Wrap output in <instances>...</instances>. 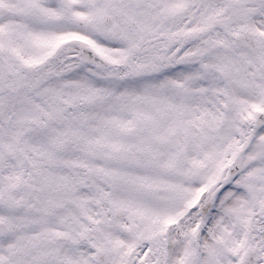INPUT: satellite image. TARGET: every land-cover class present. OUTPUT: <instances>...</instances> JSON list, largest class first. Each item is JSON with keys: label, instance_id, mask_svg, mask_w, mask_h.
<instances>
[{"label": "snow or ice", "instance_id": "6c2138e0", "mask_svg": "<svg viewBox=\"0 0 264 264\" xmlns=\"http://www.w3.org/2000/svg\"><path fill=\"white\" fill-rule=\"evenodd\" d=\"M0 264H264V0H0Z\"/></svg>", "mask_w": 264, "mask_h": 264}]
</instances>
